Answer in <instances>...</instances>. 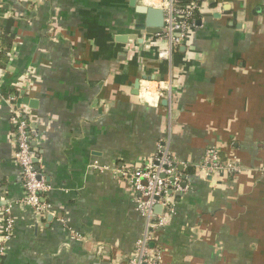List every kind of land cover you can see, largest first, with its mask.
Returning a JSON list of instances; mask_svg holds the SVG:
<instances>
[{"label":"crops","instance_id":"crops-1","mask_svg":"<svg viewBox=\"0 0 264 264\" xmlns=\"http://www.w3.org/2000/svg\"><path fill=\"white\" fill-rule=\"evenodd\" d=\"M156 1L0 0L11 43L0 37L11 50L0 68V236L5 206L14 219L0 264H129L145 220L119 171L145 164L162 139L185 190L153 233L161 264H264V0H200L195 28L163 58L168 40L135 29V6ZM16 91L37 133L43 217L21 203ZM213 145L241 171L207 174Z\"/></svg>","mask_w":264,"mask_h":264},{"label":"built area","instance_id":"built-area-1","mask_svg":"<svg viewBox=\"0 0 264 264\" xmlns=\"http://www.w3.org/2000/svg\"><path fill=\"white\" fill-rule=\"evenodd\" d=\"M153 6L161 8L164 12L162 32L156 34L158 36L161 35L169 42L168 50L159 51L160 57L163 58L171 51L176 50L185 39L186 34L195 28V13L199 12L200 4L197 1L183 3L181 0H158ZM1 34L2 29L0 28V36ZM6 55L9 57L11 50ZM162 84L166 90V96L169 97L172 90L170 81L162 82ZM149 91L148 82H142L141 92L146 94ZM142 98L144 97L142 96ZM7 100L14 126L16 145L14 161L20 167L21 181L25 193L21 203L30 206L36 215L43 217L48 213L49 206L43 201V194L47 190L45 178L36 168V164L33 161L32 143L36 140L37 133L30 127L22 109V104L19 103V91L9 94ZM177 166L178 162L172 156L168 141L162 139L158 145L157 152L145 164L132 170L119 171V175L129 182L134 194L136 207L145 220L143 233L136 243L135 254L129 264H161L160 249L150 246V244H152V240H155L153 233L167 223L173 211L171 196L185 190L182 185V179L177 174ZM201 168L207 174H235L241 171L237 162L222 161L217 148L214 146L206 148L201 161ZM157 205L162 207L160 214L154 211V207ZM10 209V206L3 208L0 259L5 251L6 241L13 235L14 219Z\"/></svg>","mask_w":264,"mask_h":264},{"label":"water","instance_id":"water-1","mask_svg":"<svg viewBox=\"0 0 264 264\" xmlns=\"http://www.w3.org/2000/svg\"><path fill=\"white\" fill-rule=\"evenodd\" d=\"M133 3V1H132ZM135 4V1H134ZM135 11L142 16V21L138 22L135 25L136 30L145 31L147 34L150 35H156L160 34L162 32V28L164 25V12L161 8L152 6V5H146V4H138L135 6ZM121 40H124V38H121ZM183 49V47H182ZM139 83L135 85L136 89H138ZM24 102H27L30 106H33L35 104L34 100L24 98ZM32 145H34L32 143ZM33 151V161L35 164H37V157L35 149L32 148ZM37 168V165H36ZM179 170L183 169V166H178ZM190 168H188L189 170ZM183 185V184H182ZM162 207L160 205H157L154 207V211L159 214ZM151 245V244H150Z\"/></svg>","mask_w":264,"mask_h":264},{"label":"trees","instance_id":"trees-1","mask_svg":"<svg viewBox=\"0 0 264 264\" xmlns=\"http://www.w3.org/2000/svg\"><path fill=\"white\" fill-rule=\"evenodd\" d=\"M191 1H197V2H199L200 0H188L187 2H191ZM197 15H198V13L196 12L195 13V17H197ZM1 28V27H0ZM2 35V34H1ZM1 37V39L3 40V43L4 44H6L8 47H10L11 46V43H10V41L8 40V38H6V37H4V35H2V36H0ZM7 47V48H8ZM6 60H7V56L5 55V53H4V51H1L0 50V68H3L4 66H5V62H6ZM214 146V145H213ZM208 147H210V146H208ZM214 147H216V146H214ZM217 148V147H216ZM217 150H218V148H217ZM218 152H219V155H220V158H221V160L222 161H235V162H237V160H234V158H225V157H223V156H221V154H220V151L218 150ZM203 159V158H202ZM239 163V162H238ZM231 175V174H230ZM154 241L155 240H152V243H154ZM154 247H157L156 245H154Z\"/></svg>","mask_w":264,"mask_h":264}]
</instances>
